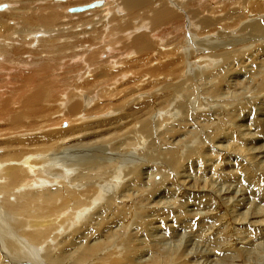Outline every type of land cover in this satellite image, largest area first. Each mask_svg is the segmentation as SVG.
I'll list each match as a JSON object with an SVG mask.
<instances>
[{
    "label": "bare ground",
    "instance_id": "bare-ground-1",
    "mask_svg": "<svg viewBox=\"0 0 264 264\" xmlns=\"http://www.w3.org/2000/svg\"><path fill=\"white\" fill-rule=\"evenodd\" d=\"M43 1H31L37 2V8L17 3L16 11L0 16V180L5 181L0 183V264H262L264 247L246 249L257 246L258 238L242 231L254 228L264 233V208L259 202L247 203L248 193L242 190L245 192L232 194L231 207L218 211V202L225 199L215 187L225 182L253 186L256 198L264 201V186L259 181L264 180V160L259 156L264 154V145L257 147L259 141L264 142V49L260 47L262 51L256 53L259 56L253 59L252 72L243 66L249 55L245 53L250 47L247 43L233 49L239 52L236 59L232 51L216 52L233 44L218 24L227 28L226 23L237 26L240 18L249 19V0H223L221 8H214V0H190L185 5L188 11L175 0H111L109 5L108 0H89V4H103L85 10L90 16H100L98 21L90 20L95 24L93 34L83 33L82 44L89 46L80 52L74 42L59 46V39L53 37L34 38L38 30L47 34L60 29L63 17H74L64 14L67 8L80 2L67 0L47 6ZM123 13L126 16L121 18ZM137 20H150L151 26L144 28L142 22L133 26ZM13 21L16 25L9 27L7 23ZM243 24L240 31H245L246 39L253 37L264 44V19ZM107 29L110 32L105 35ZM130 30L136 33L128 34ZM156 31L174 34L179 39L177 51L174 47L160 53L158 42L163 39ZM200 31L214 35L199 40ZM110 34L114 41L108 39ZM184 35L188 48L181 41ZM36 43L40 45L32 48ZM206 47L220 58L217 64L224 63L222 70L205 76L211 81L200 92V98H209L202 104L206 109L196 113L190 108L196 97L190 87L189 104L185 96L186 104L175 101L169 105L176 93L181 97L185 87L182 81L169 82L162 88L165 99L161 98L160 105H169L172 115L183 119L163 133H155L154 139L155 126L166 123L160 121L162 111L153 115L154 100L152 106L149 99L138 95L126 102L127 91L119 96L118 89L110 90L111 86L121 88L132 82L135 86L130 93L143 92L138 88L139 76L123 83L120 74L138 73V68L141 78L148 74L157 80L162 74L166 80L175 79L173 74H183L179 62ZM130 49L138 56L129 61L126 52ZM157 51L159 57L169 55V60L163 58L158 62L162 65L157 63L153 69V60L150 64L146 60L154 59L151 55ZM257 59L260 63H255ZM115 60L120 67L124 65L122 70L115 69ZM237 60L239 66L234 67ZM85 71L92 74L90 78ZM222 72L225 75L218 77ZM81 75H86L82 84ZM116 101L122 103L115 105ZM212 101L219 105H211ZM190 118L195 128L186 137ZM155 119L159 121L156 124ZM89 130L94 131L91 137L87 136ZM107 135L111 137L104 140ZM124 136L134 143V155L122 149ZM97 137L103 138L102 142L90 146L87 140ZM87 146L89 150L83 148ZM156 177L162 181H155ZM218 223H222L218 231L211 234ZM182 234L185 246L181 248L179 242L171 245ZM192 238L200 250L189 248ZM232 238L241 247L233 249Z\"/></svg>",
    "mask_w": 264,
    "mask_h": 264
},
{
    "label": "rangeland",
    "instance_id": "rangeland-1",
    "mask_svg": "<svg viewBox=\"0 0 264 264\" xmlns=\"http://www.w3.org/2000/svg\"><path fill=\"white\" fill-rule=\"evenodd\" d=\"M18 1V2H17ZM31 1L32 0H29V4H32L31 3ZM190 0H175V1H173L176 5H179V6H181L182 8H183V10L185 9L186 11H188L187 10V8H186V6L185 5H187L188 4V2H189ZM221 1L223 2V0H214V8H221V7H223V5L221 4ZM253 1H255V0H249L248 1V4L250 5V6H252V7H248L249 9H252V11H249V12H251V13H249V12H244L245 14H247V13H249V14H247V15H249V19H246V18H244V19H242V18H240L239 20H238V22H241L240 24H238L237 26H235L234 24H231L230 25V23H226L227 24V28H225L224 27V25L225 24H221V26H220V24H218L219 25V27L221 28V30L220 31H222V35H225V33H226V35H227V33L229 34V37L230 38H228V40L230 41V42H232L233 44L232 45H229L228 44V46L226 47L227 49L225 50V48L223 49V51H216L217 53H220V52H225V51H232V57L234 58V59H236V55H239V52H234V50L233 49H238L239 50V48H241L240 47V44H242V43H247L245 46H249L250 45V47L249 48H247L246 49V54H249V55H247L246 57H244L245 58V60H244V65L243 66H245L247 69H248V71H250V72H252V70L254 71V69H255V67L253 66V63H254V61H253V59H255V58H257L259 55H257L256 53H260L261 51H262V49H264V44H263V42H261L260 40H258V41H260L259 43L255 40V39H253V37H250V39L251 40H249V39H246L248 36L246 35V33H245V31L244 32H241L240 31V25L241 24H243V23H247L246 25H249V24H251V23H253V22H256V21H261L262 22V20L264 19V0L263 1H260V4H253L252 2ZM21 2V3H20ZM20 2H19V0H16V1H14V2H0V5H3V4H5V5H7V6H9L8 7V9H7V11H4V12H1L0 13V16L1 15H3V14H7V12H8V10H13L14 8H15V11H16V8H19V6L20 5H22V4H24V6H26V4L27 5H29L28 3H27V1L26 0H20ZM56 2H67L68 3V1L67 0H44L41 4H45V5H47V6H53V4L54 3H56ZM78 2H80L79 4H77V5H73V6H70V7H68L67 8V10L65 11V13L64 14H69V16H74V17H63L64 19L62 20V25H61V28L59 29V27H57L56 29H55V32L58 34V35H55L56 33L55 32H50V33H44V34H46V35H44L43 34V31L42 30H38L37 32H39V34L38 35H36L34 38H41V37H43L42 39H44L45 37V40L46 39H48V38H51V37H53L56 41L59 39V41L57 42V44L59 45V46H61L60 44H63V42L65 43V42H69L70 44H71V42H74V43H77L78 45H77V51H79L80 52V50L81 51H83V50H85V49H82V48H86V46L88 45H86V44H82L83 43V38H84V35H83V33H85V32H88L89 33V36H91L93 33V27H94V23H92V22H90V20H94V22L95 21H98V16H100V15H97L96 17H93V16H90V15H88V14H86L87 13V11H85V12H83V13H77V14H72L69 10L71 9V8H75V7H81V6H85V5H90L89 4V0H78ZM8 3V4H7ZM17 3H19L18 5H17ZM36 3V4H35ZM112 3V1L110 0H108L107 1V5H109V4H111ZM13 4V5H12ZM218 4V5H217ZM220 5V6H219ZM32 6H34L35 8H37V2H34L33 4H32ZM217 10H219V9H217ZM258 10H262V12H258ZM17 11H19V9H17ZM175 11V10H174ZM79 14V15H78ZM254 14V15H253ZM80 15H82V16H84L83 18L82 17H80ZM126 16V14L125 13H123L122 14V16H121V18L122 17H125ZM86 18V19H85ZM256 18V19H255ZM140 21V23H138ZM143 20H137V21H135L136 22V25L133 23V26H138V25H141L142 23V27H144V28H146V27H149V26H151V21L150 20H146V21H144V22H146V23H144V22H142ZM86 22H89L88 24H86ZM142 22V23H141ZM194 24H195V28H196V21H194L193 22ZM7 25L10 27L11 25L12 26H15L16 25V23H14V21L13 22H8L7 23ZM144 25V26H143ZM18 27V29H20V26L19 25H17ZM243 26H244V24H243ZM97 27L98 28H101L102 27V25H100V24H97ZM175 26H172L171 28L174 30L175 28H174ZM218 27V28H219ZM110 28V27H109ZM199 28V27H198ZM111 29V28H110ZM109 29V30H110ZM133 29H134V27H133ZM141 29V28H140ZM197 29V28H196ZM64 31V32H61V31ZM108 29L104 32V34L105 35H108L107 33H109L110 31H109ZM161 30V29H160ZM218 30V29H217ZM250 30V29H249ZM41 31V32H40ZM58 31V32H57ZM159 31V30H158ZM158 31H156L155 33L157 34V32ZM170 31H172V30H170ZM197 31V30H196ZM196 31L194 32V33H196ZM219 31V30H218ZM247 31H248V29H247ZM91 32V33H90ZM112 32V31H111ZM128 32H130V33H128ZM131 32H134V34L136 33V31L134 30V31H127V33L128 34H131ZM192 32V31H191ZM201 32V31H200ZM224 32V33H223ZM36 33V32H35ZM61 35H60V34ZM62 33H64V34H62ZM165 33V32H164ZM162 34V33H159V34H157V36L160 38V39H163L162 41H161V43H160V41L158 42V49H160V53L162 52L163 54L164 53H167L168 51H172L173 50V48L175 47H177L179 44H177V43H179V39L178 38H176L175 36H174V34H171V35H166L167 34V32L165 33V34ZM48 34H50V35H48ZM54 34V35H53ZM112 35H113V32L111 33ZM111 34L109 35V36H111ZM161 34V35H160ZM168 34H170V32L168 33ZM218 33H216V35H217ZM60 35V36H59ZM164 35H166V37L164 36ZM206 35H214V33H210L209 34V32L207 33V32H201V34H199L198 36H200V38H199V40L201 39H203V41H205L206 39L207 40H209L210 38H206ZM47 36H48V38H47ZM55 36H57V37H55ZM61 36H62V38H61ZM64 36V37H63ZM205 36V37H204ZM218 36V35H217ZM68 39H67V38ZM86 37H88V34H86ZM85 37V38H86ZM104 37H106V36H104ZM119 36H117L116 38H118ZM162 37V38H161ZM164 37V38H163ZM223 37V38H222ZM221 37V39H224V36H222ZM14 38H17V34L14 36ZM113 38V39H112ZM114 38H115V36H111V37H109L108 39H112V41H114ZM176 38V39H175ZM63 40H65V41H63ZM67 40V41H66ZM87 40V39H86ZM14 41H16L15 39H14ZM122 41V40H121ZM181 41H183V45H184V48H188V37H187V35H184V36H182L181 37ZM254 43H253V42ZM42 42V41H41ZM40 42V43H41ZM120 43V42H119ZM216 44H217V42H216ZM254 44V45H253ZM38 45H40V44H38V43H36L35 45H33V47L32 48H37V46ZM85 45V46H84ZM89 46V45H88ZM87 46V47H88ZM214 46V43H213V45H212V47ZM113 47V46H112ZM121 47V45H118L116 48L118 49V48H120ZM262 49H261V48ZM174 48V49H175ZM194 48V47H193ZM179 49V48H178ZM245 49V47H243V49L242 50H244ZM181 50V49H180ZM92 51V50H91ZM130 52H126V54H127V59L130 61V60H134V59H136V57L138 56H136L135 55V53H132L131 52V49L129 50ZM163 51H165V52H163ZM175 51H177V48L175 49ZM198 51V50H197ZM212 50H211V48L209 49V48H205V50L204 51H201V49H200V52H196L195 53V51H192V53H193V57L192 56H190L189 58H185V60L183 61L182 60V63L181 62H179V64L182 66V70H183V74H186V75H180L179 76V74H176V75H172V76H175L176 78L175 79H172L171 77H168L167 78V80L166 79H164L163 77H164V75H162L161 74V76H158L157 77V80H155L156 78L154 77V78H150V76L148 75V74H146L143 78H141V68L139 69L138 68V70H139V75H138V73L136 72V71H134V73H131V72H133V71H131L130 73H128V72H123V73H120L121 75H122V77H124V80H122L123 81V83H124V81L125 82H129V80H131V79H134V77L136 76H139V85H138V88L139 89H142V91L143 92H137V90H136V92H132V93H130L131 91H132V89H133V86H135V84H133L132 85V82L131 83H129V85L127 84V85H125V87H121V88H119L120 86L118 85H116V86H114V85H112L111 86V88L112 89H110V90H113V91H115V89L117 90L118 89V91H119V96H123V93L121 92V91H127L126 93L128 94L127 95V97H125V100H126V102H129V101H132V99L134 98V97H136V96H140V97H142V98H146V100L147 99H149V101H151V103H152V106H153V100H154V112H153V115L154 114H156L157 113V111L158 112H163V114H161L162 115V117H161V122H166L165 123V125H161V126H155L156 127V130H155V132L153 133V137H154V139H155V137H156V135H158V134H156L155 135V133H163L166 129H167V127L170 125V124H172V123H174V122H179V121H181L182 119H183V116L182 115H177V116H175L174 117V115H172L173 113H172V111L170 110V104H172L173 102H175V101H177V105L178 104H186V100H188V104H189V102H190V96L188 95L189 93H188V91H189V89L190 90H193V92H194V95L196 96L195 98H194V100H193V105H191V102H190V108H195L196 109V113H199L200 111H201V108H202V104L203 103H205L206 101H209V98H206V97H204L203 96V98H200V92H202V89H204L203 88V86L206 88L207 86H208V84H210V82H208L207 80L208 79H205V78H207V77H205L206 76V74L207 73H210V74H215L217 71H220V70H222L223 69V67H224V63L223 62H221V63H219V64H217V62H219L220 61V58H215L214 56H213V54H214V52H211ZM255 52V53H254ZM131 53V54H130ZM252 53H254V54H252ZM118 54L120 55V52H118ZM130 54V55H129ZM156 54H158V51L157 52H155V54H152L151 56H153V55H155L154 57V59L152 58V59H148V60H146V61H148V63L150 64L151 63V60H153V62L151 63V65H149V66H151V68H155L154 66H156L157 65V63L160 61V60H163V58H166V59H164L163 61L164 62H167V60H169V55L168 56H160V57H162V58H160L158 55H156ZM119 55H116V56H114V57H117V56H119ZM102 56V55H101ZM101 56H99V59H108V58H102ZM150 56V57H151ZM168 57V58H167ZM175 57H177V55L175 56ZM241 56H238V58L237 59H239ZM171 58V57H170ZM202 58V59H201ZM109 59H111V58H109ZM156 59V60H155ZM249 59V60H248ZM118 60V59H117ZM117 60H115L114 61V64L116 63V66H115V69L116 70H122L123 69V66L124 65H121V67L119 66L120 64H117ZM120 60H122V59H120ZM126 60V59H125ZM128 60H126V61H128ZM243 60V59H242ZM242 60H241V62H242ZM138 60H135V62H137ZM251 61V62H250ZM154 62H156V63H154ZM214 63H216L217 65H215ZM238 63H239V60H237V62L235 63V65H234V67H238L239 65H238ZM252 63V64H251ZM255 63H260L259 61H258V59H257V62H255ZM155 64V65H154ZM162 64H160L159 65V63H158V66H161ZM190 65V66H189ZM140 66H141V64H140ZM157 67V66H156ZM185 68V69H184ZM191 68V69H190ZM93 69V68H92ZM91 68H88L87 70L90 72L91 70H92ZM88 71H85V73H87V77H89L90 78V76L92 75V74H90ZM215 72V73H211V72ZM93 72V70L91 71V73ZM119 74V75H120ZM225 74L222 72L221 74H218V77H220V78H222L223 76H224ZM181 76H182V79H180L181 78ZM80 77H82V75L80 76ZM85 78H86V75H85ZM84 77H82L81 78V80H80V83L82 84L83 82H84V79H85ZM86 80V79H85ZM185 82L184 84H185V87L183 86V89H182V91H181V93H180V95H181V97H178V95H179V93H176L175 94V96L173 97V100L172 101H168V106H164V104L163 105H160V103L163 101V99H165V97H164V95L162 94V88H163V86L164 85H166V84H168L169 82H172L173 84H177V83H180V82ZM207 81V82H206ZM213 82V81H212ZM156 83V84H155ZM208 83V84H207ZM73 84V83H72ZM187 84V85H186ZM194 86V87H192V86ZM206 85V86H205ZM187 87H190L189 89L187 88ZM198 87H199V89H198ZM185 88V89H184ZM187 88V89H186ZM194 88V89H193ZM200 89H201V91H200ZM188 90V91H187ZM188 93V94H187ZM96 92H94V96L96 97ZM115 94V93H114ZM146 96V97H145ZM187 98H186V97ZM158 97L160 98V99H158ZM175 97H177L178 99H176ZM184 97H185V99L186 100H184ZM161 98H163L162 100H161ZM183 98V99H182ZM252 98V96L250 97V98H248V99H251ZM113 99V98H112ZM117 98H115L114 100H116ZM153 99V100H152ZM156 100V101H155ZM192 100V99H191ZM93 102H95V101H93ZM96 102H98L99 103V100H97V98H96ZM100 102H101V104H103L102 103V101L100 100ZM139 103H141V101H138ZM122 102L121 101H116V103H114L115 105H119V104H121ZM212 103L213 104H211V105H216V106H218L219 105V103L217 102V101H212ZM93 104V107L92 108H94V106H95V104L94 103H92ZM237 104L235 103L234 104V107L236 106ZM192 106V107H191ZM233 107V106H232ZM232 107H230V108H228L227 109V111H229V110H231L232 109ZM90 108V107H89ZM248 108H249V106H248ZM203 109H206V105L205 106H203V108H202V110ZM254 109V108H253ZM91 110V109H90ZM255 112V111H254ZM169 113H171V115L173 116V117H168L169 116ZM208 114H210V113H208ZM120 114H117V116H119ZM91 117H93V116H95V115H90ZM101 117H98V119H100ZM103 118V117H102ZM101 118V119H102ZM159 118V117H158ZM167 118H170V121L167 119ZM173 119V120H172ZM181 119V120H180ZM152 120H154V119H152ZM191 120V118L190 119H188V121H190ZM188 121H185V122H188ZM83 122H85V121H83ZM157 122H159L158 121V119L156 120L155 119V124L157 123ZM191 122V123H190ZM190 122H188V126H187V128L185 129V136H186V134H189V135H187L186 137H190V130H194V128L195 127H193V125H192V120L190 121ZM65 125V124H64ZM192 125V126H191ZM42 127H44V126H42ZM36 128V127H35ZM64 128H67L66 126H64ZM131 128V127H130ZM41 129H38V130H36V131H40ZM88 130V129H87ZM129 130V129H128ZM127 130V131H128ZM93 132L94 131H90L89 130V132H87V136H89V137H91V135L93 134ZM84 133H86V132H84ZM78 135V134H77ZM77 135H74L73 136V139L74 138H76L77 137ZM155 135V136H154ZM81 136H84V135H81ZM95 136H98V133H96L95 134ZM107 137L109 138V137H111V135H107V136H103V138H104V140L105 139H107ZM127 136H124V137H122V138H124L123 140V143H124V145H122V149H127L128 150V152H132V154L134 153V151H131V149L133 148V147H135V145H134V143H130L131 141H128V139L126 138ZM103 138H100V137H97V138H95V139H92V140H87V141H90L91 143H89V145L91 146V144H93V143H96V144H100L101 142H102V140L101 139H103ZM103 140V141H104ZM122 140V139H121ZM87 141H84L83 143H87ZM128 143H130V144H128ZM137 143V142H136ZM259 143V144H258ZM257 143V147H259L260 145V149H262V145H264V142H258ZM110 144H111V142H110ZM105 146H108V144H104ZM88 147L89 146H87V147H83V148H86V149H88ZM141 147H143L142 148V150L143 151H145L146 150V148L143 146V144H142V146ZM90 149V148H89ZM88 149V150H89ZM108 151L111 149V146H108L107 148H106ZM126 150V151H127ZM3 150H0V155H2L1 153H3L2 152ZM139 151L140 150H138L137 151V153H139ZM92 154V153H91ZM134 155V154H133ZM259 156H261L262 158H263V160H264V154H259ZM258 156V157H259ZM1 162H2V160H1ZM8 163H7V161L4 163V165H5V167H7L8 165H7ZM4 165H2V166H4ZM130 167H131V165H130ZM129 167V168H130ZM247 169H249V168H247ZM129 170V169H128ZM127 170V171H128ZM0 171H1V169H0ZM83 171H85V170H83ZM251 172L254 174V170L252 171L251 170ZM126 173V172H125ZM95 174V173H94ZM210 175V174H209ZM212 175V174H211ZM155 181H157V182H160V181H162L161 180V177L159 178V177H156L155 178ZM260 181V183L262 184V186H264V180H259ZM215 182H219V181H215ZM0 183H5V181H1L0 180ZM228 184V185H227ZM237 185V183H231V182H225V183H220V184H216L215 185V187L219 190V195L220 196H224V199H225V202L223 203V202H218V211H223L224 209H228V207H231L232 206V204H233V201H234V198L233 197H231L232 196V194L234 193V192H237V191H239V192H245V191H242V190H246L247 191V193H248V198L249 199H247V203H251L252 204V202H259L260 204V206H262V208H264V201L262 200L261 201V199L260 200H258L257 198H256V196H255V193H256V190H254L255 188L253 187V186H251V189L250 188H246V187H244V186H242V187H239V186H236ZM229 186H233V188H232V190L231 189H228L229 188ZM253 188V189H252ZM226 191V192H225ZM232 192V193H231ZM250 193H252L253 195H251ZM230 199H232V200H230ZM2 202V198H0V203ZM231 205V206H230ZM243 206L239 209V212H241V211H243ZM71 212V211H70ZM225 216V215H224ZM227 216V215H226ZM226 220V221H225ZM224 221H223V224L224 223H226L228 220H229V218H227V219H225ZM220 223V222H219ZM218 223V224H219ZM217 224V225H218ZM222 224V223H221ZM221 224H219L216 228H215V230L213 231V233H212V231H210V233L211 234H215L217 231H218V229H219V227H220V225ZM66 227V226H65ZM29 228V227H28ZM253 230V231H252ZM206 231V230H205ZM231 231V230H230ZM167 232V231H166ZM245 232V233H244ZM242 233H243V235L244 234H246L247 233V235H251L252 237H256V238H258V243L260 244L262 241V243L259 245H257V246H255V247H249V248H246V249H249V250H254V251H256L257 250V247H264L262 244H264V233H262V234H259L258 233V231L256 232L255 230H254V228H250L249 230H244V231H242ZM250 233H252V234H250ZM162 234V233H161ZM164 234L166 235H169L168 233H165L164 232ZM206 234H207V232H206ZM210 234V235H211ZM254 234H256V235H254ZM258 234V235H257ZM166 235V236H167ZM210 235H208V236H210ZM215 238V237H214ZM181 239H182V241H181ZM234 239V240H233ZM173 241L174 242H172L171 243V245H176L178 242L181 244V248H183L184 246H185V243H186V240H185V238L183 237V234L182 235H180V237H178V238H175V239H173ZM190 243H189V248L190 249H192V250H200L202 247H197L196 246V244L195 243H198L197 242V240L196 239H194L193 240V238L192 239H190V241H189ZM200 242V241H199ZM231 242H232V246L231 247H233V249H234V247H236V248H238V246L239 247H241V245H236V239L235 238H232L231 239ZM193 244V245H192ZM200 244H203L202 243V241L200 242ZM171 245H169V246H171ZM44 246V245H43ZM198 248H200V249H198ZM207 248H210V247H207ZM256 250H255V249ZM224 250V249H223ZM232 255H234V253L232 254ZM218 264H221V261H219V262H217ZM262 264H264V261H263V263Z\"/></svg>",
    "mask_w": 264,
    "mask_h": 264
},
{
    "label": "water",
    "instance_id": "water-1",
    "mask_svg": "<svg viewBox=\"0 0 264 264\" xmlns=\"http://www.w3.org/2000/svg\"><path fill=\"white\" fill-rule=\"evenodd\" d=\"M101 4H103L102 1H96L94 3H91L90 5H85V6H81V7H75V8H71L69 11L71 13H74V12H80V11H85L87 9H90V8H94L96 6H100ZM6 8V5L3 4V5H0V10H3Z\"/></svg>",
    "mask_w": 264,
    "mask_h": 264
}]
</instances>
